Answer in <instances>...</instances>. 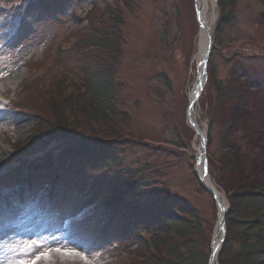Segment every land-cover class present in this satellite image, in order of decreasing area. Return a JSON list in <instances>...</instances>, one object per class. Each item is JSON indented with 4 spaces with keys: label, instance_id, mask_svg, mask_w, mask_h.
Instances as JSON below:
<instances>
[{
    "label": "rangeland",
    "instance_id": "obj_1",
    "mask_svg": "<svg viewBox=\"0 0 264 264\" xmlns=\"http://www.w3.org/2000/svg\"><path fill=\"white\" fill-rule=\"evenodd\" d=\"M94 1L96 0H64L61 20L58 19L59 15H55L53 19L46 18L47 22L43 21L44 17L41 21H37L40 16L28 17L25 23H31L20 32V37L0 46V93L14 90L31 75L43 72L46 64L57 62L59 59L56 56L51 57L56 45L62 46L63 52L68 53L69 48L79 43L80 38L82 40V30L87 27L88 16L93 12L96 17L94 9L90 14H85L94 5ZM97 1L96 5L103 17L110 18L105 9L106 4H112L115 0ZM116 1L121 10L120 21H111L103 29L117 38L119 52L114 58L108 54L100 57L106 62H113L112 65L116 68L115 80L119 83V95L123 102L121 109L127 110L129 116L118 123V134L103 129V122L97 121V117H93L90 123H95L93 127L96 131H105L102 140L117 137L126 143L118 145L121 150L118 151L120 161L116 156L117 165L109 167L104 175L100 174L94 181V187L106 180L107 175L121 177L125 187L131 180H136L139 174L150 175V185L139 189L142 193L136 197L138 201L149 208L157 202L159 205L167 204L168 208L179 205V209L193 212V215L199 216L202 224L200 234L206 237L207 224L209 226L213 216L215 217L216 209L210 196L200 189L192 174L200 140L199 137H192L185 117V96L195 78L194 63L191 61L196 58L197 37L199 40L195 10L198 0ZM219 2L226 3L230 20L216 36V50L211 52L209 58L214 76L211 78L208 75V82L206 79L197 117L200 123L209 121L213 109L216 112L220 103L218 94L223 88L231 87L232 93L226 95V99L220 104L218 115H215L216 121L211 125L212 140L207 144L206 152L209 157L213 156L214 161L209 157L205 161L212 183L225 194L238 182L247 183L246 187L250 188L264 186V119L259 127L258 124L250 123V119L255 116L264 118V0H218ZM208 9L211 12L208 13L210 18L211 6ZM215 13L213 31L221 16L219 9ZM76 26H79L78 30ZM15 29L16 26L11 29L8 34L10 37L14 35ZM247 49L255 51L251 53ZM71 61L69 59L66 63L63 62L62 67L65 69L71 65ZM46 72L50 70L47 69ZM258 88V92H254ZM11 120L4 112L0 113V169L6 165L5 159L10 154L6 151L10 146L9 142L24 139L31 133L35 123L33 118L17 123H12ZM224 122L228 131L225 147L221 138L224 134ZM178 127L181 128L179 138L189 147V153L182 156L181 161L171 160L172 156L167 150L138 141L157 143L162 139H173L172 131ZM114 144H110L113 149ZM223 148L229 154L226 161L231 170L228 172L219 169V161H225L221 159ZM64 163L71 164L67 160L54 159L55 167L59 164L62 167ZM166 164L170 166L165 167ZM65 169L63 166V170ZM74 169L77 172V168ZM131 176L134 178L130 179ZM135 205L139 203L135 202ZM126 206L133 208V205L123 204L122 210L129 212L131 208ZM69 211L67 207L63 210V222H69L73 218V213ZM38 223L41 222L32 218L22 224L24 230L37 237L33 245L28 247L24 243H14L17 239L14 231L20 226L0 228V264H7V261H26L29 264L33 261L35 264H102L115 253L114 244H111L113 239L92 242L86 238L85 232L81 233V237L75 238L72 235L56 238ZM236 233L228 256L240 252ZM253 257L264 260L263 253ZM77 258L81 260L78 261Z\"/></svg>",
    "mask_w": 264,
    "mask_h": 264
},
{
    "label": "trees",
    "instance_id": "obj_2",
    "mask_svg": "<svg viewBox=\"0 0 264 264\" xmlns=\"http://www.w3.org/2000/svg\"><path fill=\"white\" fill-rule=\"evenodd\" d=\"M63 1L24 0L23 4H26L24 14L32 15L38 12L41 17H44L45 22H47L46 18L53 19L55 15H59L58 19H62L60 12L64 7ZM93 4L87 14H90L91 10L94 9L96 10V17L93 12L88 16L87 27L82 30V40L80 38L79 43L77 42L69 48L68 53L63 52L60 46L56 45L51 57L56 56L59 60L51 65L46 64L44 71L37 74L38 76L31 75L25 80L20 89L12 94V103L10 101V106L13 105L14 109L17 108L16 112L12 111L13 108L11 109L15 116L14 120L30 115H34L38 119L34 129L35 133L14 146L16 158L42 147L44 134L47 136L52 125L63 127L67 118L74 116L77 119L79 135L82 140L94 143L93 146L81 144L75 149L79 155L71 156L83 160L78 163L80 173L83 174L82 177L94 165L106 169L117 165L115 154L118 150L116 148L125 142L114 136V138H108L107 141L102 140L105 131H96L93 127L95 123H90L92 118L97 117V121L103 122V129L118 134L120 128L118 123L127 116L126 112L121 109L123 102L119 95V83L115 80L116 68L112 65L113 62H106L100 57L108 54L114 58L119 52L117 38L111 32L104 30L103 27L111 21L119 22L121 10L118 9L116 0L112 4H106L105 9L110 14V18H104L100 8L96 5L98 1H94ZM219 10L221 16L217 25V32L230 20V13L226 10L225 2H219ZM79 26H76L77 30ZM69 59L72 60L69 63L71 65L64 69L62 67L63 62L66 63ZM100 60L101 62H99ZM47 69L50 72H46ZM176 131L179 132L178 129L172 131L173 139H162L161 141L175 145L179 148L178 151L157 146L144 140L138 141L145 145L151 144L154 147L167 150L172 156L171 160L178 162L189 151ZM226 132L224 131L221 136L223 147H225L224 142L226 143L227 139ZM134 140L137 141L136 138ZM211 140L209 137V142ZM103 142L115 143V148L113 149L110 144ZM183 149L186 151H182ZM171 152L176 153V155ZM227 156L229 157V154L223 148L221 159L225 161L219 162L221 164L220 171L231 170L226 161ZM167 166L170 165L166 164L165 167ZM17 171L18 173L21 172V168ZM149 176L139 174L137 179L131 180L127 187L125 184L123 186L121 184V190L118 191L120 193L116 194L121 200L119 208L122 216L118 219L120 226L117 232H113L114 221L109 218L106 219V222H110V225L105 222L101 225V229L107 234L118 236L123 241L129 240L127 227L132 224L142 226L147 230H158V232L145 241L135 238L139 250L131 253L132 259L130 256L122 259L118 257L112 264H207L209 242L207 236L202 237L200 234V225L202 224L199 216L193 215V212L179 209V205L168 208L166 207L167 204L159 205L155 202L151 208L147 206L145 209L135 205L134 197L142 193V190L139 189L150 185ZM131 178L134 177L131 176ZM195 180L197 182L196 177ZM198 186L204 190L199 182ZM65 195L67 197L68 193ZM228 200L230 208L226 216V236L218 255V262L219 264H255L248 257L245 259L243 257L248 248L255 246L252 244L253 240H256V245L262 244L264 188L247 189L245 184H237L228 195ZM123 204L133 205L134 209L129 210V212L122 210ZM126 207L131 208L130 206ZM176 211L177 214H174ZM235 233L239 238L240 252L228 256L227 253L231 243L234 242ZM148 245H151L153 250L144 252L140 250L145 249Z\"/></svg>",
    "mask_w": 264,
    "mask_h": 264
},
{
    "label": "bare ground",
    "instance_id": "obj_3",
    "mask_svg": "<svg viewBox=\"0 0 264 264\" xmlns=\"http://www.w3.org/2000/svg\"><path fill=\"white\" fill-rule=\"evenodd\" d=\"M209 1H211L212 4ZM197 6H198L199 21L201 22V27L199 31L198 52L196 54V61H197L198 70H200L202 68L201 66L202 56L205 52L207 45V30L208 28H211V25L213 23V17H211L210 19L208 18V10H209L208 7L209 6L214 7V0H198ZM199 88L200 86L198 84H193V88L191 89V92L189 94L191 101L192 98L196 96ZM190 113H191L190 118H192V116L194 118L196 117V112L194 110H192ZM195 123H197V121H195ZM197 124L195 126L197 130L200 131L202 128H200L201 126ZM12 143L16 144V142H12ZM6 151L7 152L10 151L9 146L6 149ZM198 172L200 173V167L198 168ZM205 183H207L208 187L217 195L218 205L220 206V208L221 206H223V208L225 209L226 205L223 194L218 189H216V187L212 184L210 179L206 178Z\"/></svg>",
    "mask_w": 264,
    "mask_h": 264
},
{
    "label": "water",
    "instance_id": "obj_4",
    "mask_svg": "<svg viewBox=\"0 0 264 264\" xmlns=\"http://www.w3.org/2000/svg\"><path fill=\"white\" fill-rule=\"evenodd\" d=\"M209 52H210V50L208 49L207 50V53H206V57L209 55ZM206 57H205V59H206ZM191 109V105H189L188 106V109H187V111L189 112V110ZM194 125V124H193ZM206 134H205V131H202V133L200 134V137L203 139V140H205L206 139ZM205 142H206V140H205ZM205 142L204 143H202L203 145H202V148H203V151L198 155V158H197V160L199 161L200 159H202L203 158V153H204V150H205ZM200 178V182H201V184H203V186L208 190V192L211 194V195H213L214 196V194H213V192L207 187V185H205L204 184V179L200 176L199 177ZM216 253V251H212V254H211V256H210V259H209V264H212V260H213V258H214V255H216L215 254Z\"/></svg>",
    "mask_w": 264,
    "mask_h": 264
},
{
    "label": "snow or ice",
    "instance_id": "obj_5",
    "mask_svg": "<svg viewBox=\"0 0 264 264\" xmlns=\"http://www.w3.org/2000/svg\"><path fill=\"white\" fill-rule=\"evenodd\" d=\"M82 228H88L90 224L88 222H84L80 225ZM39 259V257H37ZM7 264H29V262L26 261H20V262H15V261H7ZM31 264H35V262H31Z\"/></svg>",
    "mask_w": 264,
    "mask_h": 264
}]
</instances>
